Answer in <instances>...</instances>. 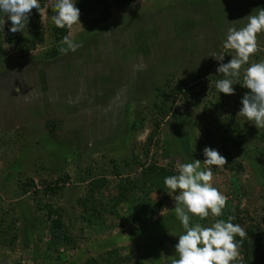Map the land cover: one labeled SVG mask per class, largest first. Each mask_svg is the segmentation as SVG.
Here are the masks:
<instances>
[{
    "label": "rangeland",
    "instance_id": "rangeland-1",
    "mask_svg": "<svg viewBox=\"0 0 264 264\" xmlns=\"http://www.w3.org/2000/svg\"><path fill=\"white\" fill-rule=\"evenodd\" d=\"M50 7L48 0L41 19L45 41L35 51L18 54L7 33L0 40V264H87L106 260L107 252H114L113 264H171L178 258L175 246L184 229L173 193L153 223L136 220L126 200L116 208L118 216L108 212L119 187L134 176L117 178L114 169L131 159L133 147L142 163L177 175L178 163L200 160L203 170L204 148L218 150L227 164L209 166L213 186L227 198V208L239 209L243 229L264 238V128L239 116L245 126L238 144L228 148L215 141L232 116L229 103L239 113L250 93L242 86L243 73L264 60V31L238 80L219 73L221 61L211 56L223 53V63L232 59L234 50L223 48L227 29L244 27L249 15L264 9V0H135L126 10L112 4L107 22L70 29L68 38L80 46L67 54L60 51L67 45L53 38ZM17 34L30 38L33 31ZM52 48L59 56L43 59ZM138 72L144 81L136 95L138 85L129 82ZM217 78L234 79L235 99L220 98ZM152 82L185 84L188 97L181 93L174 103L184 125L163 121L159 145L147 155L152 118L142 130L132 132L131 125L150 104L146 86ZM152 199L163 196L154 192ZM92 207L97 217L89 213ZM57 219L66 241L54 236ZM214 219L193 216L190 225L209 227ZM243 263L241 255L233 262Z\"/></svg>",
    "mask_w": 264,
    "mask_h": 264
},
{
    "label": "clouds",
    "instance_id": "clouds-1",
    "mask_svg": "<svg viewBox=\"0 0 264 264\" xmlns=\"http://www.w3.org/2000/svg\"><path fill=\"white\" fill-rule=\"evenodd\" d=\"M34 9L39 11L41 18L45 16V9L41 7L39 0H0V12L11 21L12 33L23 32ZM51 9L55 13L51 19L58 28L72 29L75 24L80 23L81 13L73 0H51ZM4 23L5 21H0V26ZM262 31L264 9L255 15H249L244 27H229L223 48L234 50L235 55L228 63H223L224 54L213 53L211 56L221 61L217 71L238 80L242 66L248 64L250 57L259 50L257 34ZM62 43L67 45L60 48L64 54L69 50L75 52L80 46L68 37ZM232 85L234 79L226 78L217 81L216 88L220 93L232 95L235 92ZM242 86L249 89L250 93L243 97L238 116L244 117L259 129L264 128V60L253 62L244 69ZM203 153V170L200 160L178 163L179 174L164 178V184L170 192L179 190V194L174 197V213L184 229L175 246L178 258L172 259L171 264H233L239 256V244L235 237L238 235L243 239L247 235L239 224L232 222L235 219L232 216L227 221L216 220L209 227H204L199 222L190 225V217L193 216L200 220L208 218L210 214L220 217L227 203V198L213 186V172L209 167H223L227 160L211 147H205Z\"/></svg>",
    "mask_w": 264,
    "mask_h": 264
},
{
    "label": "trees",
    "instance_id": "trees-1",
    "mask_svg": "<svg viewBox=\"0 0 264 264\" xmlns=\"http://www.w3.org/2000/svg\"><path fill=\"white\" fill-rule=\"evenodd\" d=\"M47 2L48 0H39L41 7L44 9ZM134 2L135 0H73V3L77 8H79L81 13L79 18L80 23L85 26L89 25L93 27L109 20L111 16L112 4L116 5L120 9L126 10ZM50 10L54 15L55 13L51 7ZM88 15L90 16L89 20L87 18ZM41 19L42 18L39 14V11L34 9L29 17L28 23H26V27L24 28L25 32H27V29H32L33 31V35H31L30 38H27L22 34L18 35V32L12 33L10 31L12 27L11 21L7 17H4V13L0 12V21L6 22L5 26H0V40L1 37H4L5 39V33H7L8 44L12 45L15 52L18 54H28L29 52L35 51L36 48L39 45H42L45 41L44 29ZM69 32L70 29L67 27L61 29L58 28L55 23H53L52 35L55 43L64 41V38L68 37ZM1 42L2 41H0V50H2ZM59 54L60 51L57 48H52L51 51L43 55V59L51 60L58 57ZM132 79L133 80L129 83H132V85H138L137 88H133L134 94H141V84L144 81V74L138 72L137 75ZM220 80H223V78H220ZM217 81H219L218 78L216 79L215 83H217ZM152 84L153 82L146 86L153 95L150 104L146 107H143L138 111V113H136L135 120L131 125V131L136 132L143 129L147 117L152 118L154 129L149 135L147 142L144 144L147 155L150 154L149 152H151L153 147L156 148L159 145V143H156L155 141L158 135V129L160 128V125L163 121L165 122L168 120V123L173 122L178 128L184 125L183 121L180 120V112L174 109V103L178 97L181 96V93H183L182 95L185 96V99L188 97V91L185 87V84H180L176 87H171L170 84L166 86L163 85L152 87ZM145 92H147V89ZM218 95L221 98L224 97L225 94L219 92ZM226 96L228 99L227 101L235 99V95ZM146 97H148V95H146ZM229 105L231 106V109H233L232 116L228 119L229 122L227 120V126L224 131L222 133H217L219 136H217V139L215 140L218 145H221L222 147L228 145V148L238 144V140L244 132L243 126H245L243 123H241L243 120L238 116L237 110H234L235 107L233 106H235V104L229 103ZM260 155L261 154H259V156ZM238 168L240 169L242 166H238ZM114 169L116 173L115 176H117V178L122 177L124 172L126 173L127 177H131L132 174H134V176L132 177V181L130 179H126L122 183V186L119 187V197L114 202H112L114 204L107 205L108 212L112 216H118L116 208L126 200L127 203L131 205V213L134 215L136 220H139L141 224L148 222L153 223L156 221V218L159 216V214L165 210L166 202L169 201V197L171 195L169 193H173V195L178 194V190L176 192H170V190L167 189L164 184L165 177L177 174L174 173L172 169L160 167L154 164L151 165L146 162L142 163L140 156L136 154V149L134 147L133 156L131 159L129 158L122 160L120 165L116 164L114 166ZM227 169L233 170V168L228 166ZM50 191H55V189L53 188V190ZM154 192L161 194L163 196V200L158 202L153 200L152 194ZM94 193L95 192L91 190V194L94 195ZM88 202L89 200L85 202V205H88ZM89 213H92L93 216L97 217V211L94 207L91 208ZM49 214L52 215L53 211H49ZM229 216L235 218L232 221L234 224H239L241 227L245 226V220L240 218L239 209L235 207L233 208V206L228 208L225 206L223 209V214L220 217H215L214 222L216 220L227 221ZM198 222L200 223V221ZM61 229H64L62 222L60 219H57L54 222V236L66 241L64 236L65 233H61ZM245 232L247 233L245 238L241 239L238 235L235 237L236 242L239 244V255L243 257V264H264V238L263 236H259L263 234H260V232L256 234L254 229L251 228L245 229ZM107 254L109 257L107 256L106 260L98 261L97 259H92L89 260L87 264H113V262L110 261V257L114 254V252H107ZM129 263L130 261L127 259H123L121 261V264Z\"/></svg>",
    "mask_w": 264,
    "mask_h": 264
}]
</instances>
